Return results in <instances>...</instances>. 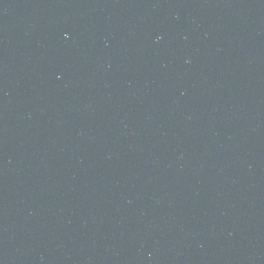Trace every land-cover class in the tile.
<instances>
[{
	"label": "water",
	"instance_id": "water-1",
	"mask_svg": "<svg viewBox=\"0 0 264 264\" xmlns=\"http://www.w3.org/2000/svg\"><path fill=\"white\" fill-rule=\"evenodd\" d=\"M0 264H264V0H0Z\"/></svg>",
	"mask_w": 264,
	"mask_h": 264
}]
</instances>
